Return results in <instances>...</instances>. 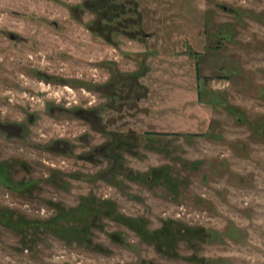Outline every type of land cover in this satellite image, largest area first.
Wrapping results in <instances>:
<instances>
[{
	"label": "rangeland",
	"instance_id": "obj_1",
	"mask_svg": "<svg viewBox=\"0 0 264 264\" xmlns=\"http://www.w3.org/2000/svg\"><path fill=\"white\" fill-rule=\"evenodd\" d=\"M0 264H264V0H0Z\"/></svg>",
	"mask_w": 264,
	"mask_h": 264
}]
</instances>
